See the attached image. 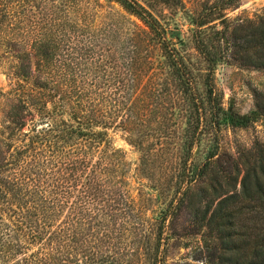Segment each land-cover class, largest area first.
Masks as SVG:
<instances>
[{"label": "trees", "instance_id": "trees-1", "mask_svg": "<svg viewBox=\"0 0 264 264\" xmlns=\"http://www.w3.org/2000/svg\"><path fill=\"white\" fill-rule=\"evenodd\" d=\"M110 1L144 25L145 37H140L144 40L135 42V35L122 34L114 20L92 28L85 14L81 18L86 23L71 16L68 5L75 4L77 10V2L57 0L53 18L43 16L46 27L30 34L34 37L30 49H22L3 34L6 27L16 36L22 31L13 27L6 0H0V45L7 46L9 54L14 52L13 76L27 86L14 96L9 118L0 128V264H128L114 251L121 244L134 251V241L127 240L134 238L138 228L136 200L127 189L130 169L123 152L112 147L108 131L117 127L128 133L124 139L140 154L137 169L141 175L151 172L154 152L146 142L148 134L131 117L118 120L124 122L121 126L112 121L118 118V109L111 110V118L106 108L81 102L85 95L75 79L77 64L82 84L86 73H102L105 82L125 85L131 81L124 87L131 91L135 82L143 87L161 60L163 72L157 79L163 91L172 89L177 94L174 103L183 111V125L173 187L157 214L155 238L142 225V256L150 264H163L164 228L182 206L189 184L206 176L217 154L209 151L198 168L192 164L204 128L199 110L208 105L210 122L220 123L222 108L213 83L217 65L230 61L264 74V16L230 21L224 11L239 0H215L190 20L199 30L194 47L203 63L204 99L199 98L190 68L158 19L136 0ZM226 48L231 51L227 53ZM175 108L173 115H178ZM224 117L230 125L246 127L264 118V103L244 114L228 109ZM229 185L215 191L216 204H206L201 220L210 213L206 223L210 235L214 233L222 242L223 264H264L263 158L247 168L238 191L235 183ZM242 249L248 251V261L241 260Z\"/></svg>", "mask_w": 264, "mask_h": 264}, {"label": "rangeland", "instance_id": "rangeland-1", "mask_svg": "<svg viewBox=\"0 0 264 264\" xmlns=\"http://www.w3.org/2000/svg\"><path fill=\"white\" fill-rule=\"evenodd\" d=\"M65 1L66 4L77 2L80 6V8L77 6L75 10V4L68 5L70 6L68 10L72 11L71 16H77L74 19L79 22L86 23L87 19L81 18L84 14L91 19L87 20V25L93 22L92 28L103 27L107 21L114 20L112 23L119 27L122 34L135 35L132 39L135 42L144 40L142 39L145 37L144 25L113 1ZM136 1L158 19L166 31L167 38L176 43V47L192 72L194 87L199 98L204 99L205 89L201 74L203 63L194 47L196 43L194 36L199 30L190 20L198 17L199 12L215 0H179L177 3L171 1L163 3L160 0ZM57 3V0H6L9 19L13 27L15 29L18 27L22 33L16 36L13 34L14 30L6 27L3 31L4 36L16 40L20 46H23L22 49H30L34 38L30 34L46 27L41 19H44L43 16H50L48 19H52L56 13ZM224 13L233 22L256 20L264 16V0H239ZM83 19L85 22L82 21ZM212 23L216 24V21ZM205 32L211 38L209 33ZM180 40L181 45L178 43ZM150 47L157 52L156 46ZM226 50L227 53L231 51L229 48ZM13 53L9 54L7 46L0 45V128L9 118L14 96L21 95L22 90L27 89L25 82L13 76L16 64ZM229 62L218 64L213 76L215 95L222 108L220 123L213 125L210 122L212 119L208 105L203 110H199L204 128L200 129V141L193 150L192 164L197 165L198 168L205 162L209 151L215 150L217 154L212 159L206 176L198 177L189 184L182 206L176 216L168 220L164 228L161 239L162 248H164L163 264H223L220 260L224 251L222 242L214 236V233L210 235L206 223L210 213L206 212L207 217L201 220L206 204L209 201L212 204L215 191L228 189L232 182L236 184L235 188L238 191L243 174L253 165L254 160L263 158L264 162V118L246 127L233 126L224 120V113L228 109L244 114L254 108L257 103L260 105L264 103V74ZM156 64L153 70L154 75L145 80L143 87L141 85L137 87L135 82L131 91L124 88L131 81L126 82L125 85H117L112 81L105 82L101 78L102 73L99 74L98 70L95 76L91 72L86 73V82L82 84L80 66L77 64L74 68L75 79L85 95L81 98V102H84L85 106L90 105L91 108H106V116L110 115L112 109H118V118L110 116L113 122L121 126L124 122L118 120L123 121L126 115L128 118L131 117L134 125L141 127L148 134L146 142L151 144L154 152V162L149 163L151 172L147 173L148 175H141L137 169L140 154L124 139L128 133L117 127L108 131L112 147L123 152L124 160L129 166L127 189L136 200L135 215L138 228L135 235H132L134 238L127 239L134 241V251L131 252L122 244L114 251L122 262H128V264H150L148 258L142 256L145 241L143 229L148 227L147 235L149 234L151 239L155 238L156 233L153 228H155L157 214L163 208L164 200L169 198L173 187L175 163L182 133L183 111L178 107L180 105L178 102L174 103L177 94L172 89L163 91L157 79L163 72L161 60H157ZM17 83L20 84L16 89ZM113 99L118 102L117 106H114ZM174 108L175 111H179L178 115H173ZM157 128L161 130L157 132ZM23 131L26 129L24 128ZM216 201L213 202L214 205ZM143 224L145 227L142 229ZM260 226L262 223H257V227ZM130 246L132 248V245ZM246 252L248 251L242 249L240 254L243 262L249 259ZM227 258H229L228 255L223 259L227 260Z\"/></svg>", "mask_w": 264, "mask_h": 264}]
</instances>
